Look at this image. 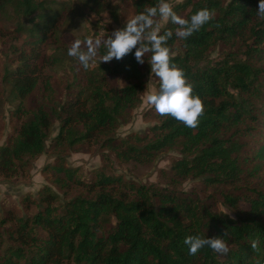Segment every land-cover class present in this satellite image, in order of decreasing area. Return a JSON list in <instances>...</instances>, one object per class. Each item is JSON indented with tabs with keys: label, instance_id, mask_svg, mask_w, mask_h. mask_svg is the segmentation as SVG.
<instances>
[{
	"label": "trees",
	"instance_id": "obj_1",
	"mask_svg": "<svg viewBox=\"0 0 264 264\" xmlns=\"http://www.w3.org/2000/svg\"><path fill=\"white\" fill-rule=\"evenodd\" d=\"M84 1L93 13L111 6L105 0ZM124 2L134 15L157 0ZM58 3L64 5L56 0H0V15L10 8L19 19L14 37L25 33L19 43L10 44L11 57L1 76L10 99L17 101L10 112L13 132L0 145L1 173L21 172L29 158L43 153L57 122L53 141L61 149L95 139L118 160L136 162L176 150L179 156L170 169L177 180L203 178L208 185L231 186L241 181L248 158L240 153L257 130L255 123H264V102L257 105L254 101L263 93L264 67L250 62L264 54V19L256 14L258 0H184L173 6L184 18L203 7L214 14L186 39L175 36L179 26L170 20L161 28L173 32L166 41L170 63L181 68L193 85V93L203 103V114L198 125L189 128L159 115L152 106L149 113L156 123L141 135L124 137H116L114 132L129 121L141 101L151 73V53H145L143 63H137L130 52L119 60H97L96 66L90 61L87 68L74 58L62 100L51 101L53 86L43 70L57 65L60 58L45 57L40 46L53 35L50 31L58 12L52 4ZM218 41L240 42L244 57L229 52L220 60L207 62ZM176 44L179 51L174 53ZM104 51L101 47L97 56ZM155 78L158 89L159 78ZM41 87L44 100L25 105L24 100ZM259 138L261 144L252 158L261 160L264 128ZM103 159L108 157L103 154ZM43 172L51 173L50 182L58 188L77 184L85 193L62 201L50 186H44L36 198H24L33 205L32 214L1 217L0 264H264L263 189L245 186L241 193L223 194V202L234 211L232 218L197 196L138 184L103 168L87 181L77 168L65 165L61 155ZM240 198L247 202V210L238 207ZM189 235L220 236L228 253L218 255L205 246L191 255L184 244Z\"/></svg>",
	"mask_w": 264,
	"mask_h": 264
},
{
	"label": "rangeland",
	"instance_id": "obj_2",
	"mask_svg": "<svg viewBox=\"0 0 264 264\" xmlns=\"http://www.w3.org/2000/svg\"><path fill=\"white\" fill-rule=\"evenodd\" d=\"M56 1H62L64 5L60 6L59 3L52 4L54 10L58 12V19L55 27L50 31L53 32V35L40 46L41 53L45 57L55 55L60 58V62L57 65H51L43 70V75L49 76L51 80L53 86L51 101L54 102L62 100L63 84L66 83L71 75L72 69L69 66L73 64L74 58L67 55V48L70 47L72 41L77 38L83 40L85 36L95 38L108 34L111 35L114 30L122 28L126 20L133 15L131 7L124 0H105L111 6L102 7L98 13H93L84 0ZM183 1L169 0L172 6ZM113 15L117 17L115 21L112 17ZM18 20L10 8L0 15V145L4 144L13 132L10 112L15 108L17 101L10 99L9 87L2 81L1 76L3 68L7 66L11 57L10 44H17L25 37V33L20 34V37H14L16 33L13 30ZM21 21L26 23L25 19H21ZM157 22L162 26L165 24V21L159 17L157 18ZM239 47L240 42L231 44L218 41L208 54L206 61L215 62L222 59L229 52H234L243 58L244 53L243 51H239ZM178 48L176 44L173 52L177 53L179 51ZM97 60H99L98 56L92 58L91 66H96L97 62L95 63V61ZM250 62L264 67V54L252 57ZM9 66L12 67L11 65ZM156 83V78L149 73L146 87L141 94L140 103L132 110L128 119L129 121L120 124L116 128L114 132L116 137H124L130 133L141 135L156 123L155 118L149 113V109L152 106L146 103L148 92L157 90ZM262 90L263 93L260 97L254 100L257 105L264 102V87ZM44 92V89L41 87L37 92L24 100L25 105L33 106L40 103L44 100L42 99ZM254 126H256L257 130L252 133V138L249 137L250 140L245 143L240 153V155L243 154L248 158L242 167L244 170L242 179L235 186H231L227 184L208 185L203 178L187 177L175 179L170 166L172 160L179 156L176 150L160 152L152 160L146 162H136L133 160H118L112 153L100 146L99 142H96L95 139L75 145L69 149H61L56 147L53 141L58 131V123L55 122L49 133L43 153L29 158L28 165L21 172L14 173V175H4L0 172V218L4 215L12 218L13 216L32 214L34 207L32 204L29 205L27 201H24V198H36L38 192L44 186H50L62 201L78 193H85L83 187L77 184H70L60 189L50 182L51 173L47 175L43 172V168L47 164L55 162L59 155L63 156L65 165L77 168L78 173L82 174L87 181L93 180L96 170L103 168L106 173L120 175L123 179L138 184L154 188L172 189L179 194L188 193L197 196L209 204L212 209L235 218L234 211L223 202V194L241 193L245 186L264 190V158L261 160L252 158L254 150L261 144L259 134L264 128V123L257 121ZM103 154L108 159H103ZM238 207L242 210H247L248 204L244 199L240 198Z\"/></svg>",
	"mask_w": 264,
	"mask_h": 264
},
{
	"label": "clouds",
	"instance_id": "obj_3",
	"mask_svg": "<svg viewBox=\"0 0 264 264\" xmlns=\"http://www.w3.org/2000/svg\"><path fill=\"white\" fill-rule=\"evenodd\" d=\"M256 14L264 19V0H258ZM213 15L211 10L203 7L187 18L180 17L169 0H157L153 6L132 15L122 28L114 30L111 35L74 39L67 48V55L87 68L101 47L105 51L100 55L99 62H109L113 58L119 60L131 52L137 63H143L145 53H151L148 61L150 72L159 78V86L157 90L148 92L147 105L153 106L161 116H170L182 122L185 127L195 128L204 111L203 103L193 93V85L187 80L183 70L170 63V50L166 41L173 36V32L167 28L161 31L163 26L156 18L163 19L165 23L170 20L178 25L175 36L186 39L212 20ZM184 244L188 246V253L191 255L205 246L218 255L228 253L227 243L220 236L189 235L184 238Z\"/></svg>",
	"mask_w": 264,
	"mask_h": 264
}]
</instances>
